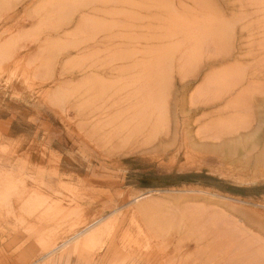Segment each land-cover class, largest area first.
Listing matches in <instances>:
<instances>
[{
    "label": "rangeland",
    "instance_id": "374dc122",
    "mask_svg": "<svg viewBox=\"0 0 264 264\" xmlns=\"http://www.w3.org/2000/svg\"><path fill=\"white\" fill-rule=\"evenodd\" d=\"M122 1L111 3L107 14L102 7L85 11L86 23L76 21L55 34L61 0H0V19L19 8L18 18L0 31V264H264L262 105L252 110L258 119L247 134L202 142L200 133L222 109L214 102L191 109L209 73L204 71L184 86L175 83L183 100L177 121L187 122L194 141L188 151L145 152L127 140L104 158L101 97L89 91L92 82L100 89L103 76L93 70L89 77L88 66L98 65L105 34L118 46L124 35L161 31L159 8L149 10L154 15L144 20L150 27L143 31L131 16L139 9ZM216 1L221 6L225 0ZM228 1L220 9L233 22L240 8ZM248 2L244 17L258 27L264 0ZM113 18L120 24L105 32ZM21 20L24 32L15 41ZM32 40L33 61H19L27 51L15 61L1 56ZM129 42L134 47L138 41ZM245 109L238 122L247 118Z\"/></svg>",
    "mask_w": 264,
    "mask_h": 264
},
{
    "label": "bare ground",
    "instance_id": "6f19581e",
    "mask_svg": "<svg viewBox=\"0 0 264 264\" xmlns=\"http://www.w3.org/2000/svg\"><path fill=\"white\" fill-rule=\"evenodd\" d=\"M78 1L61 0L56 18L58 20L54 25L55 34H61L65 29L72 27L76 21L85 22L89 18L86 12L94 11L97 7L98 9L102 7L107 14L111 3L124 4L122 0H96L98 2L93 6H88L89 3L79 5ZM152 1L131 0L130 5L139 9H135L138 11L135 17L133 14L131 16L136 21H141L140 25L144 31L143 28L150 27L149 23L144 20L149 18V15H154L153 11L149 14V10L157 11L159 8L161 18L159 21L157 19L159 22L157 29L160 26L159 30L161 31L157 33L158 35L150 36L148 34L150 28L148 32L146 30V33H143L142 37L138 35L125 37L121 32L120 34L124 35L121 45L115 46L112 35L105 34L101 40L104 51L96 61L98 65L94 67L90 64L91 66H88L91 73L89 77L93 78V70H97L103 76V81L99 80L100 89L97 91V83L92 82L89 91L91 93L92 90L95 95L98 94L101 97V101L98 102H101L105 159L116 155L127 140H130L131 145L137 146L140 151L145 152L160 153L163 151V153H168L174 150L180 152L183 149L188 151L194 141H191L187 135V122L184 121L180 124L177 121L182 115L183 100L178 98L175 83L181 81L184 86L204 71H209V73L206 74L202 87L192 96L191 109L194 110L192 107H195V104L203 102L204 104L209 102L222 104V109L215 113L216 119L212 120V126L200 133L202 142L211 141L215 144L247 134L258 119L252 110L259 105L264 107V19H261L260 26L255 27L253 23H250L252 21L247 19L248 17H244L243 12L246 6H249V0H244L245 2L243 0L231 1L232 5L239 6L238 13H241L239 17L235 18L237 20L233 19V22L225 20L226 14L230 12H224L223 8L220 9L222 5L224 8L229 7L228 3L230 2L227 0L222 1L221 6L216 0H155L156 6L158 5L155 9L153 5V8L149 6ZM170 1L172 2L170 3ZM125 2L128 5L130 3L126 0ZM152 3L155 4L154 1ZM68 4L70 6H67ZM251 6L253 5L251 4ZM18 13L19 8L16 6L8 18L0 19V31L8 21L17 19ZM250 16L254 15L249 14ZM129 18L127 19L129 20ZM257 18L255 19L257 20ZM131 20L132 28L129 24L130 29L124 26L121 31L127 32V28L129 31L133 29L135 23L132 22L135 21ZM93 21L97 20L94 18ZM104 21L102 22L104 23ZM120 22L121 20L115 18L111 19V23L107 21L104 31L106 32L107 28L120 24ZM24 24L25 21H18L19 32L17 38H14L15 41H20L19 38L24 32ZM84 27L86 26L84 25ZM154 29H156L155 26ZM4 32L2 31L1 34ZM118 32H115L116 35ZM114 36L115 34H113ZM1 38L2 35H0ZM117 38V36L114 37L116 40ZM131 40L138 42H134L136 43L135 46L133 45L134 47L129 45L127 47V42H131ZM33 42L34 40L30 42L31 46L20 43L17 48L11 49L6 54L2 51L1 56L6 55L15 61L22 56L23 52L27 51L19 61L29 59L36 52L37 44ZM142 44L143 46H141ZM70 51L72 50L68 49L66 52ZM247 60L251 64L249 65L248 61L249 66L245 68L243 65L244 67H242L241 64ZM232 62L234 63L232 64ZM29 65L31 64L29 63ZM99 98L98 100H100ZM243 109L248 111L247 118L241 117L244 121L238 122ZM256 112L257 115L260 113Z\"/></svg>",
    "mask_w": 264,
    "mask_h": 264
}]
</instances>
